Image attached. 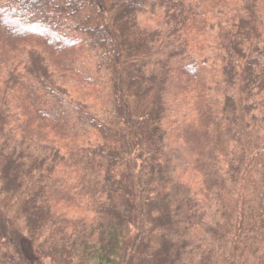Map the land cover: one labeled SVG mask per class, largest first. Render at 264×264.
Instances as JSON below:
<instances>
[{
  "label": "trees",
  "instance_id": "obj_1",
  "mask_svg": "<svg viewBox=\"0 0 264 264\" xmlns=\"http://www.w3.org/2000/svg\"><path fill=\"white\" fill-rule=\"evenodd\" d=\"M0 264H264V0H0Z\"/></svg>",
  "mask_w": 264,
  "mask_h": 264
}]
</instances>
